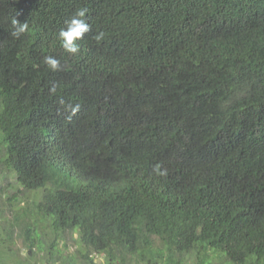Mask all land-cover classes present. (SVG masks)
Listing matches in <instances>:
<instances>
[{
	"label": "trees",
	"instance_id": "trees-1",
	"mask_svg": "<svg viewBox=\"0 0 264 264\" xmlns=\"http://www.w3.org/2000/svg\"><path fill=\"white\" fill-rule=\"evenodd\" d=\"M0 128L48 264H264V0H0Z\"/></svg>",
	"mask_w": 264,
	"mask_h": 264
},
{
	"label": "rangeland",
	"instance_id": "rangeland-1",
	"mask_svg": "<svg viewBox=\"0 0 264 264\" xmlns=\"http://www.w3.org/2000/svg\"><path fill=\"white\" fill-rule=\"evenodd\" d=\"M4 132L0 128V138ZM5 153L0 145V264H48L51 263L48 250L54 241V233L50 229L49 222H40L35 215H25L28 207L40 200L42 192L28 191L21 186L13 173L4 164ZM32 225L38 232L39 237L35 240L37 255L32 258L28 252V236L26 230ZM34 235V234H33ZM35 237V235H34ZM66 243L71 252L76 249L74 238L76 234H66ZM63 242L59 246L63 247ZM43 250H39L38 247ZM212 264H224L220 259L211 254ZM49 261V262H48ZM98 262L103 263L99 258ZM182 264H198V255L191 252L186 255Z\"/></svg>",
	"mask_w": 264,
	"mask_h": 264
},
{
	"label": "clouds",
	"instance_id": "clouds-1",
	"mask_svg": "<svg viewBox=\"0 0 264 264\" xmlns=\"http://www.w3.org/2000/svg\"><path fill=\"white\" fill-rule=\"evenodd\" d=\"M87 7H81L75 10V12L71 15L69 19L64 22L63 27L60 28L57 33V39L59 41L60 47L63 51L69 55H77L80 51L79 41H81L84 36L91 31V25L88 23L86 19V15L88 13ZM12 31L11 36L19 39L22 35H24L29 30L28 22H19L17 19L13 18L11 20ZM105 34L103 32L98 33L94 39L97 42H100L104 39ZM44 64L48 66L53 72L61 71V61L54 56H45ZM50 92L55 94L56 85L50 89ZM61 105L64 104V101L61 99L59 101ZM71 107V106H70ZM73 114L79 111V105L71 108Z\"/></svg>",
	"mask_w": 264,
	"mask_h": 264
}]
</instances>
